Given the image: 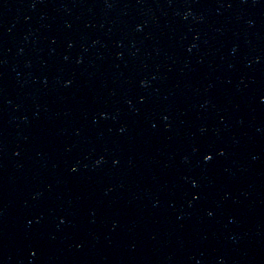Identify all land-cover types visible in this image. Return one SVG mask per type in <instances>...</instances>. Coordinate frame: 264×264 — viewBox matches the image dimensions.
I'll return each mask as SVG.
<instances>
[{
	"label": "water",
	"instance_id": "95a60500",
	"mask_svg": "<svg viewBox=\"0 0 264 264\" xmlns=\"http://www.w3.org/2000/svg\"><path fill=\"white\" fill-rule=\"evenodd\" d=\"M0 264H264V0H0Z\"/></svg>",
	"mask_w": 264,
	"mask_h": 264
},
{
	"label": "snow or ice",
	"instance_id": "6c2138e0",
	"mask_svg": "<svg viewBox=\"0 0 264 264\" xmlns=\"http://www.w3.org/2000/svg\"><path fill=\"white\" fill-rule=\"evenodd\" d=\"M205 158H206V159H211V158H212V153L209 152Z\"/></svg>",
	"mask_w": 264,
	"mask_h": 264
}]
</instances>
